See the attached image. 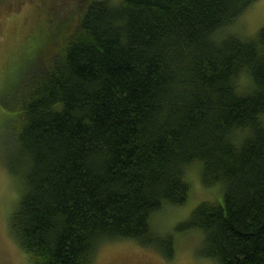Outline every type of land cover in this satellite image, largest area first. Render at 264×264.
I'll return each mask as SVG.
<instances>
[{"label":"trees","instance_id":"obj_1","mask_svg":"<svg viewBox=\"0 0 264 264\" xmlns=\"http://www.w3.org/2000/svg\"><path fill=\"white\" fill-rule=\"evenodd\" d=\"M255 1L82 2L49 64L1 100L23 187L10 226L32 264H93L116 238L172 258L151 216L188 200L194 161L222 201L176 231L201 230L218 264H264V27L217 34Z\"/></svg>","mask_w":264,"mask_h":264},{"label":"rangeland","instance_id":"obj_2","mask_svg":"<svg viewBox=\"0 0 264 264\" xmlns=\"http://www.w3.org/2000/svg\"><path fill=\"white\" fill-rule=\"evenodd\" d=\"M92 0H0V264H32L13 234L10 221L22 194V178L10 172L8 136L14 114L2 106L25 75L39 62L49 64L54 47L62 45L80 19L82 2ZM119 2V0H111ZM264 27V0H256L236 21L217 33L237 32L254 38ZM246 78L242 87L246 85ZM190 195L183 205H166L151 216L160 234L175 233V254L165 257L154 246L129 238L106 239L96 248L93 264H218L204 256V233L199 229L176 231L190 219L202 201H222L221 185H206L203 165L194 161L185 168Z\"/></svg>","mask_w":264,"mask_h":264}]
</instances>
